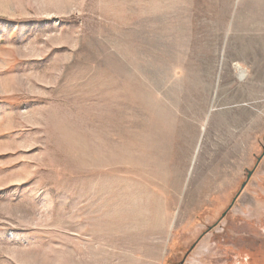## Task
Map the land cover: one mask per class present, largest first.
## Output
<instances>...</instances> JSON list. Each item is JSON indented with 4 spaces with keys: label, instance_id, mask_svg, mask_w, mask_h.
Here are the masks:
<instances>
[{
    "label": "rangeland",
    "instance_id": "rangeland-1",
    "mask_svg": "<svg viewBox=\"0 0 264 264\" xmlns=\"http://www.w3.org/2000/svg\"><path fill=\"white\" fill-rule=\"evenodd\" d=\"M263 145L264 0H0V264H259Z\"/></svg>",
    "mask_w": 264,
    "mask_h": 264
},
{
    "label": "flooded vegetation",
    "instance_id": "flooded-vegetation-1",
    "mask_svg": "<svg viewBox=\"0 0 264 264\" xmlns=\"http://www.w3.org/2000/svg\"><path fill=\"white\" fill-rule=\"evenodd\" d=\"M263 156H264V154L262 155V152H261V154L258 157H256L255 163H254L253 167L250 168V169H246V171H245V178L242 181V182H244V186L242 187V189H240V187H239V190L237 191V193L231 198V201L228 204L226 210L221 213L220 219H222L224 216H226V214L232 208L233 204L235 203V201L238 198V196L240 195V193L248 185L249 181L251 180V178L253 176V173L255 171V168L257 167V165L259 164V162L261 161V159H262ZM242 182H241V184H242ZM211 228H212V226H209L208 229H207V231L211 230ZM258 231H260V234L264 237V227L263 228H260ZM259 264H264V246L262 247V251L260 252Z\"/></svg>",
    "mask_w": 264,
    "mask_h": 264
},
{
    "label": "water",
    "instance_id": "water-1",
    "mask_svg": "<svg viewBox=\"0 0 264 264\" xmlns=\"http://www.w3.org/2000/svg\"><path fill=\"white\" fill-rule=\"evenodd\" d=\"M264 154V146L262 147V155ZM260 158V157H259ZM244 186V182H242V184L240 185V189H242V187ZM181 264V263H180Z\"/></svg>",
    "mask_w": 264,
    "mask_h": 264
},
{
    "label": "bare ground",
    "instance_id": "bare-ground-1",
    "mask_svg": "<svg viewBox=\"0 0 264 264\" xmlns=\"http://www.w3.org/2000/svg\"><path fill=\"white\" fill-rule=\"evenodd\" d=\"M241 75H242V73H241ZM130 222V221H129ZM120 226V225H119ZM130 226V225H129ZM121 228V227H120ZM119 240H120V244H123L124 243V241L123 240H121L120 239V237H119ZM99 254V253H98Z\"/></svg>",
    "mask_w": 264,
    "mask_h": 264
}]
</instances>
